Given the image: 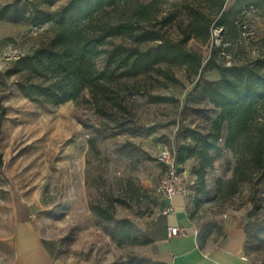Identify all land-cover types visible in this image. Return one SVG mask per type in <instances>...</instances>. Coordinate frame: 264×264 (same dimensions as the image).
<instances>
[{
	"label": "rangeland",
	"instance_id": "obj_1",
	"mask_svg": "<svg viewBox=\"0 0 264 264\" xmlns=\"http://www.w3.org/2000/svg\"><path fill=\"white\" fill-rule=\"evenodd\" d=\"M13 1L0 0V8ZM132 1L145 5L152 0ZM15 2L21 11L4 14L24 13V18H0V262L8 254L13 209L27 204L57 264H159L153 259L162 231L156 188L164 169L156 154L161 147L175 154L179 147L194 145L193 135L201 138L209 132L216 112L200 89H194L196 81L201 86L204 80L217 81L215 67L222 64L264 60V0H157L155 21L133 36L108 40L105 48L145 50L156 43L140 41L150 33L176 42L182 37L180 28L188 34L201 19L211 22L208 39L191 36L185 45L200 57V68L165 61L135 77H119L99 107L87 91L58 106L22 96L18 76L12 73L14 63L48 47L54 27L30 23L22 11L25 0ZM66 2L40 9L55 12ZM219 6L226 17L216 27ZM128 11L120 7L107 21L115 22ZM168 15L171 22L162 26L160 19ZM95 65L104 69L105 57ZM224 135L225 129L218 150L210 152L213 162L203 189L194 175L197 160L184 165L187 218L200 245L211 246L228 229L242 226L246 258L264 264V183L246 161L235 174L238 156L224 146Z\"/></svg>",
	"mask_w": 264,
	"mask_h": 264
},
{
	"label": "trees",
	"instance_id": "obj_2",
	"mask_svg": "<svg viewBox=\"0 0 264 264\" xmlns=\"http://www.w3.org/2000/svg\"><path fill=\"white\" fill-rule=\"evenodd\" d=\"M15 1L0 8V18L9 22L24 18V13H15L21 11ZM58 1L25 0L21 5L30 23H51L54 27L48 47L36 48L18 57L12 68V73L18 76L16 87L29 102L58 106L76 101L83 91H87L94 105L99 107V101L111 92L110 84L119 77H135L165 61L188 63L195 69L200 68V57L188 52L185 45L191 36L197 38L201 35L206 41L210 21L205 24L203 20L196 19L188 34L180 28L182 37L176 42L163 34L152 37L150 33L151 37H141L140 41L150 39L156 43L145 50L121 45L106 49L108 40L133 36L143 25L149 26L155 21L157 0L145 5L132 0H67L55 12L40 9L41 6L52 7ZM123 6L128 7L129 14L108 22L109 14ZM3 11L15 12L6 15ZM219 14L220 23L216 27L226 17L221 13V6L216 12ZM171 18L170 15L162 17L160 23L167 26ZM101 56L105 57V68L98 70L95 61ZM215 68L219 75L217 81L204 80L201 86L198 80L194 85V89H200L216 112L210 130L201 138L193 135V146L179 147L175 152L176 162L185 172V163L196 159L198 167L194 175L203 189L204 175L213 162L210 152L218 150V141L225 129L224 146L238 156L235 174L239 172L241 163L246 161L264 183V60L257 57L242 64L229 67L222 64ZM2 116L3 107L0 105V123ZM89 144L93 146L91 141Z\"/></svg>",
	"mask_w": 264,
	"mask_h": 264
},
{
	"label": "crops",
	"instance_id": "obj_3",
	"mask_svg": "<svg viewBox=\"0 0 264 264\" xmlns=\"http://www.w3.org/2000/svg\"><path fill=\"white\" fill-rule=\"evenodd\" d=\"M186 202L185 197H174V212L166 217H160L162 231L153 254L156 262L159 264H251L244 252L245 232L242 226L228 229L216 243H209L211 246L200 245L197 234L187 218ZM31 213L27 204L14 207L8 254L0 264H57L44 246ZM167 227H181L185 229V234L167 238Z\"/></svg>",
	"mask_w": 264,
	"mask_h": 264
},
{
	"label": "built area",
	"instance_id": "obj_4",
	"mask_svg": "<svg viewBox=\"0 0 264 264\" xmlns=\"http://www.w3.org/2000/svg\"><path fill=\"white\" fill-rule=\"evenodd\" d=\"M155 160L164 169L156 188V193L161 201L160 216L166 217L174 212L173 198L176 196L186 197L189 192V182L185 172L176 162L175 154L166 147L159 148ZM167 238L179 237L185 234L181 227H167Z\"/></svg>",
	"mask_w": 264,
	"mask_h": 264
}]
</instances>
